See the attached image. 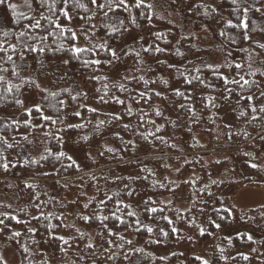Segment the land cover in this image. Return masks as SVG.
<instances>
[{"label":"trees","instance_id":"1","mask_svg":"<svg viewBox=\"0 0 264 264\" xmlns=\"http://www.w3.org/2000/svg\"><path fill=\"white\" fill-rule=\"evenodd\" d=\"M18 1L5 0L0 5V44L5 49L0 51V69H7L0 71L4 77L0 110L15 112L14 119L0 116V195L8 191L10 182L14 189L12 205L0 202L4 221L0 247L11 246L18 264H50L41 249L44 244L51 249L54 264H184L182 253L174 249L177 244L205 241L230 222V212L218 203L215 189L228 183L226 176L235 175L240 181L238 166L247 174L245 182L253 181L249 174L254 168L247 159L257 156L258 160L264 140V111H260L264 108V48L249 40L264 41V0H236L235 4L233 0H145L153 5L151 9H118L107 16L91 0H68L67 6L63 0H44L43 5L30 0L28 11L11 12L7 5ZM258 7L261 12L255 11ZM245 8L249 9L246 16ZM167 10L178 15L180 23L191 25V33L185 35L177 23H169L164 17ZM147 15L153 16L151 22ZM131 17L135 26L129 22ZM36 19L42 27L28 30ZM212 22L218 32L211 28ZM200 28H206L222 55L217 67L207 65L200 56L208 51L197 45ZM129 33L137 37L133 39L137 50L125 46L118 52L120 58L113 60L111 51ZM73 46L83 51L73 52ZM157 47L162 51L156 52ZM8 55L12 62L7 61ZM117 63L122 69L111 76L110 69ZM14 67L18 76L12 75ZM47 74L58 79L65 75L67 82L54 88L49 81L42 88L39 81ZM9 85L14 86L11 92ZM31 93L37 95L39 112L34 106L24 110L15 103ZM216 131L220 139H215ZM63 136L85 152L93 148L96 160L84 159L91 163L90 171L67 158L61 149ZM208 136L214 139L210 147L219 150L214 152L216 157L201 152L202 137ZM226 148L230 151H220ZM61 151L65 156L57 160ZM181 152L190 154L173 155ZM133 159L137 164L133 175L118 169ZM147 161L161 163L163 174ZM113 164L117 168H107ZM3 165H8L7 170ZM21 173L26 176L20 177ZM168 173L175 179H169ZM257 176L264 180L262 171ZM202 181L203 191L198 186ZM141 188L152 194L139 199ZM201 196L213 198L211 204L203 202L205 229L199 222L201 208L193 205L181 212L175 205ZM234 211L240 221L264 232V206ZM71 216L81 232L69 223ZM87 231L94 232L91 239ZM160 246L173 251L154 255ZM208 255L203 260L191 252L189 264H247L249 258L264 264V236L257 243L246 233L216 236Z\"/></svg>","mask_w":264,"mask_h":264},{"label":"rangeland","instance_id":"2","mask_svg":"<svg viewBox=\"0 0 264 264\" xmlns=\"http://www.w3.org/2000/svg\"><path fill=\"white\" fill-rule=\"evenodd\" d=\"M29 4H30V0H20L18 2H15L14 3V5H16L15 12L23 13V12L28 11ZM164 17L166 20L167 18L169 19L168 20L169 23H174V24L177 23L179 25L178 28H180V30L185 35H188L191 33L193 29L192 27H190L191 25H189L188 23H184V24L180 23V21L178 20L179 16L176 15L174 12H171V10H167V14H165ZM190 23L192 24V22ZM262 25H263L262 28L264 29V20H263ZM153 26L159 27V25H153ZM210 26L215 32H218L219 27L215 22H212ZM196 33H197L196 35L197 45L201 47L202 49H204L205 51L208 50L207 52H201L200 54V56L204 57L202 58L204 62L207 65L212 66V67L219 66L223 62V58H222L221 53H219V50L217 49L216 42L212 39V37L210 36L206 28L204 29L200 28L199 30L196 31ZM132 36H135V35L134 34L129 35L123 41L115 45L113 50L118 53L122 48L130 45L129 50H132L133 52H135L137 48H136V44L133 42ZM249 41L255 42L259 45H262L264 43V41L260 39L259 37H252ZM121 69H122V66L120 64L117 63L113 65L110 69V75L115 76L116 73ZM58 74L62 76V71H59ZM65 77L66 76L63 75V78L58 79L56 77L54 78L50 74H47L45 78L39 81V84L41 85L42 88L43 87L47 88V85L49 84V81H50L51 86H54V88H58L60 84H64L65 82H67V77L66 78ZM22 99H27V103L24 106H22L24 110H27L31 106H33V104L36 105L38 103L37 95L33 93L23 96ZM0 116H5V117H8L9 119H14L15 112L0 110ZM214 137L215 139H220L222 135L220 132L216 131ZM202 140L205 142V144L202 147L201 152L207 153L209 155V158H211L212 155L216 154L214 152L219 151L217 147H214V148L210 147L211 142L214 140L213 137H209V136L202 137ZM107 143L110 144L109 141ZM259 147L261 148V153H260V157H258V160H257V156L255 157V159H252V158L247 159L251 165L253 164L256 165V167H253L254 173L249 174V176H251L253 179L251 183L245 182L244 178H246L247 174H245V171L242 168H239L238 166V175L242 177V179L238 181L235 175H230L229 178L226 176L225 179L228 181V183L221 184L215 189V195L217 196L218 203L221 206L227 208L229 212L231 213L230 222L228 223V225L225 226L223 229L218 230L215 234L211 235L210 238L206 239L205 241L197 240L193 243H179L174 248L175 250H179L182 253L184 264H189V254L191 252H194L195 254L200 256L203 260H208V256H209L208 247H209V244L215 239L216 236H225L229 238L235 234L246 233L249 237H252V240L254 241V243H257L258 241H260L262 236H264V232L261 230L260 227L250 222L240 221L235 213L236 211H234V208H236L237 210H242L248 207L264 206V180L263 178L261 179L257 176V172L259 170L264 173V140L262 141V144ZM61 149L69 157H71L80 167L81 166L84 167L86 171L87 170L90 171L89 169L90 168L89 165H91L90 162H94L96 160V156H95V152L93 148H90V151L85 152L82 146L78 144H74L73 142L69 141L66 136H63ZM39 151L40 149L37 148L36 153H38ZM220 151H222L223 153H227L230 150L226 148ZM222 152H219L218 154ZM256 152H258V150ZM182 154L187 155L190 153L188 152L173 153L174 156L182 155ZM151 156L152 155H147V154L144 155V157H150V159L152 158ZM216 156L217 155H215V157ZM218 158H220V156ZM84 159H88L90 162L86 163ZM161 159H162L161 161H165L164 158H161ZM236 159L240 161V159L238 158ZM135 162H136L135 159L125 161L120 166H118V169L129 175H133L135 173V169L137 166ZM152 162L153 161H147L145 163L151 164ZM169 162L170 161L167 159L166 163L168 164ZM152 165H153V168H155L156 170L159 169V171L162 172L163 174L164 170L162 168L161 163H159L157 166V164L153 162ZM109 167L117 168V165L113 164V166H107V168ZM102 168L103 167H100L99 169H102ZM168 175H169V179H175L176 177L175 175L170 174V173H168ZM19 176L24 178L26 175L21 173ZM231 180H234V181L230 182ZM10 183L11 184H8V191L5 192L4 195H0V202L8 206L14 203L13 197L10 194V192L13 193L12 190H14L13 183L12 182ZM202 185H205L204 181H202L201 183H198V186L203 191L204 186ZM64 193L65 194L68 193L69 195H71L70 191H65ZM242 193L245 194L243 197L241 196ZM151 194L152 193L144 191L141 188L139 191L138 198L140 199V198H143ZM164 200L166 202H169L170 197H165ZM203 202L211 204L213 203V198L212 197L203 198V196H201V199L196 201L195 197H192V199L190 200L175 202V205L177 209L180 210L181 212L187 210L188 208H191L193 205L195 207L201 208V216H200L199 222H200V225L202 226V229H205V224H206V219H207V207L204 206ZM68 221L72 226L76 227V229L79 230L78 232H81V228L79 224L76 223L75 216L69 217ZM182 230L185 231L184 229ZM86 233L88 234L89 239H91L94 235V232L87 231ZM185 233L189 234V232H186V231ZM41 249L44 250V252L46 253L49 263L54 264L53 254L49 246L47 244H44L41 246ZM0 250H1L0 255L3 256L7 260L8 264H18V261H19L18 254L11 246L2 244L0 247ZM171 251H173V249H170L169 247H165V246H160L153 250V254L156 256H165ZM247 264H255V261L253 260V258H249L247 261Z\"/></svg>","mask_w":264,"mask_h":264},{"label":"snow or ice","instance_id":"3","mask_svg":"<svg viewBox=\"0 0 264 264\" xmlns=\"http://www.w3.org/2000/svg\"><path fill=\"white\" fill-rule=\"evenodd\" d=\"M39 2H40L41 5H43L44 0H39ZM63 2H64V4L67 6L68 0H63ZM4 3H5V0H0V5H3ZM91 3H92L93 5H95V7H96L99 11L104 12V15H105V16H107L109 12H115V11L118 10V9H123V10L127 11V10H129L130 8L140 9V8L143 7V8H149V9H151V8L153 7V5H151V4H147V3L145 2V0H135L134 3H130L129 0H103V2H100V0H91ZM233 3L235 4V3H236V0H233ZM7 6H8V9H9L11 12H13V13L15 12L16 5L9 3ZM28 6L31 7L30 4H29ZM105 9H107V11H105ZM211 11H212V12H215L216 9H215V8H212ZM248 11H249L248 8H245V9H244V14H245V16L247 15V12H248ZM255 11H256V12H261L262 9L258 7V8L255 9ZM62 15H64L65 17H69V12H68V11H63V12H62ZM141 15H143V13H142ZM69 18H70V17H69ZM157 18H158V17H157ZM29 19H30V18H29ZM145 19H147L149 22H151L152 19H153V16H152V15H147V16L145 17ZM129 22H130L133 26H135V24H136L135 17H131L130 20H129ZM241 26H242V27H247V25L244 24L243 22H242V25H241ZM41 27H42V25H41V23H40V19H36L34 22H30V23H29V25L27 26V29H28V30H31V29H39V28H41ZM120 27L123 28V22H122V21H121V23H120ZM114 30H115V31H119V29H114ZM125 31H128V30L125 29ZM5 35H7V34H5ZM24 35H25V32H21V33H20V36H21V37H23ZM129 35H131V33H129ZM156 38H157V39H160V38H161V34H160V33H157V34H156ZM247 38H248V37L245 36V39H247ZM72 39H73V40L76 39V35H75V34L72 35ZM132 39L136 40L137 37L132 36ZM9 47L11 48V51H12V52H15V51H16L15 47H13V46H11V45H10ZM259 47L264 48V44L259 45ZM141 48H143V50H144L145 52H148V51H149V49H148L147 47H144L143 44H141ZM4 50H5V49H4V45H3V44H0V51H4ZM31 50H32V51H35L36 49H35V48H32ZM72 50H73V52H81V51H83V50L80 49L79 47H75V46H73ZM155 51H156V52H160V51H162V49L159 48V47H157V48L155 49ZM137 55H139V53H137ZM111 56H112L113 60H118V59L120 58L119 55H118V53H117L116 51H111ZM21 59H23V57H21ZM12 60H13L12 55H8V56H7V61H8V62H12ZM65 63H67V61H65ZM94 63H96V64H100L101 61H100V60H96V61H94ZM108 63L111 64L112 61H108ZM0 71H7V69H0ZM12 75H13V76H18V75H19V72L17 71V69H16L15 67L13 68ZM3 80H4V77H3V76H0V82H2ZM31 83H32L33 85H35L37 88L40 87V85L36 84L35 81H32ZM145 83H147V81H145ZM245 83H247V82H245ZM13 87H14L13 85H9V87H8L7 90H8L9 92H11V91L13 90ZM15 87H17V90H19V86H15ZM119 87L123 88V85H119ZM180 94H181V93H179V92L177 93V95H180ZM105 95H107V93H105ZM143 95H144V93H141V96H143ZM262 95H264V93H262ZM249 99H252V97H249ZM15 103H16L17 105H19V106H24V105L27 103V99H17V100L15 101ZM61 103H62V102H61ZM33 106L35 107V110H36L37 112L40 111V108L37 107V106H35V104H33ZM89 111L94 112L95 109H89ZM253 111H255V108H253ZM260 111H264V108H261ZM156 114H157V115H160L159 112H157ZM75 115H79V112L75 113ZM241 115H243V113H241ZM42 118L45 119V120L48 119L47 116H44V117H42ZM116 119H119V117H116ZM52 123H56V121H52ZM81 127H82V126H81ZM124 127H125V129H127V128H128V125H125ZM157 131H159V129H157ZM83 139H84L85 141H87V140H88V137L85 136V137H83ZM8 147H11V145H8ZM105 151L111 153V152H113V149H112V148H106ZM49 154L52 155V153H49ZM100 155H101V156L104 155V152H101ZM64 156H65V153L61 151V152H59L58 154H56L55 158H56L57 160H59V159L63 158ZM42 158H43V157H42ZM67 158H68V159H72L71 157H67ZM3 167H4L5 170H7L8 165H3ZM252 167H256V165L253 164ZM244 195H245V194H243V193L241 194L242 197H243ZM152 211L154 212L155 209H152ZM229 214H231V213H229ZM129 215H131V213H129ZM13 219H15V217H13ZM3 223H4V221H3V220H0V224H3ZM215 227L220 228L221 225H220V224H216ZM148 231H151V229H148ZM201 234H203V233H201ZM19 235H20V233H18V232H13V236H19ZM249 239L251 240L252 237H249ZM89 247H91V245H89ZM27 251H28V249L25 248V252H27ZM244 258L247 259V257H244ZM0 264H8L7 260H6L3 256H0ZM204 264H207V262H204Z\"/></svg>","mask_w":264,"mask_h":264}]
</instances>
